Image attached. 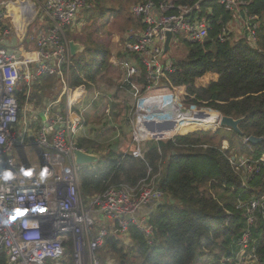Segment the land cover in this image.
Returning <instances> with one entry per match:
<instances>
[{"label": "built area", "instance_id": "2783aa9c", "mask_svg": "<svg viewBox=\"0 0 264 264\" xmlns=\"http://www.w3.org/2000/svg\"><path fill=\"white\" fill-rule=\"evenodd\" d=\"M250 1L195 0L193 4H183L179 0L158 3L150 0L132 4L129 15L139 25L124 35L120 53L139 58L146 93L142 95L140 88L130 81L139 73L138 64L117 57H111L110 63L124 71L123 82L129 85L138 109L149 100L176 101L161 79L175 72L174 59L164 61V56L171 54L173 45L184 44L180 35L186 36V42L202 44L210 38L216 24L220 26L216 37L220 43L237 32L239 37L246 33L248 44L258 54L263 53L257 46L256 18L246 10ZM213 4L230 13L232 20L223 26L220 17L215 16ZM88 8L86 0H0V254L5 256V264H112L110 260L100 259L105 238L124 239L131 226L148 238L151 230L144 210L165 202L158 189L145 183L136 188L109 187L85 201L81 196L79 171L83 166L76 165L75 153L90 154L76 145L87 103L83 102L86 95L81 97L79 89L70 85L72 57L66 31L72 29L75 16ZM36 19L46 21L48 29L39 33L36 49L21 53L22 42L26 41L28 46L34 40L28 38L27 32ZM167 33L171 34L170 52L163 54ZM48 76L56 84L49 89L51 96L36 106L30 101L32 86ZM22 85L27 90L20 104L15 94ZM73 94L78 95L75 106L70 104ZM158 107L154 109H162L166 115L165 119L160 117L162 130L170 123L175 125L174 132L191 125L203 130L220 129L221 115L212 113L216 115L215 125L204 117L208 111L185 109L191 116L177 120L179 113L175 115L165 102L163 108ZM140 110L143 112L138 114L137 122H132L135 143L143 139L138 133L144 135L148 128L154 135L167 133L149 127L150 112ZM223 143L222 150L227 151V144L223 146ZM134 156L139 157V150ZM240 160L233 166L246 189L257 171L246 167V160ZM259 161L264 162V155ZM237 162L244 167H238ZM241 208H246L244 218L252 226L257 213L264 218V197L252 198L237 207ZM248 238L245 232L238 243L237 264L250 259L261 262Z\"/></svg>", "mask_w": 264, "mask_h": 264}, {"label": "trees", "instance_id": "16d2710c", "mask_svg": "<svg viewBox=\"0 0 264 264\" xmlns=\"http://www.w3.org/2000/svg\"><path fill=\"white\" fill-rule=\"evenodd\" d=\"M132 1L86 0L91 9L83 11L86 29L83 41L78 42L84 51L75 65L70 60L71 87L90 91L100 83L111 85L112 73L121 70L116 98L129 99L126 95L129 85L123 82L124 71L110 63L108 43L112 33L102 32L98 19L104 15H107L106 20L119 19L128 14L126 21L130 29L138 27L139 22L129 15ZM152 1L158 3L160 0ZM194 1L179 0L183 4ZM213 7L223 26L232 20V15L222 7L216 4ZM246 10L256 18L259 26L257 46L263 53L258 54L248 44L246 33L239 37L237 32L220 43L216 39L220 26L215 24L206 42H184L182 58H173L175 72L161 79L162 85L175 95L176 105L193 112L208 111L240 120V135L222 128L211 132V129L191 125L180 127L176 136L166 141L143 137L138 146L132 140L129 127V137L126 136L121 147L116 149L102 147L86 137L76 139L78 148L98 158L97 163L83 166L79 171L84 201L109 187L136 188L140 183L155 187L165 199L164 203L144 211L151 230L148 238L133 226L128 229L130 245H125L119 236H107L100 252L102 261L110 260L112 264H205L207 253L209 256L214 251L218 253L220 247L223 260L214 255L212 262L237 264L238 243L246 232L250 246L256 248L263 263L264 218L257 213L255 223L248 225L244 218L246 208L237 209L235 203L246 204L252 198L264 197V162L259 161L264 155V0H251ZM116 57L138 64L139 73L130 81L144 95L146 82L139 58L128 53H119ZM52 81V77H42L32 86L30 101L33 104H42L46 91L53 86ZM26 90L22 85L15 94L20 104L24 102ZM99 102L92 105L95 111ZM126 123L130 126L129 120L126 119ZM250 136L262 141L244 143ZM223 141L228 143V151L221 150ZM137 150L139 157L134 156ZM237 158L257 164L258 171L246 189L233 166ZM217 191L221 194L217 195ZM226 194L232 197L231 203L224 199ZM201 254H205V258L200 257ZM5 262V256L0 254V264Z\"/></svg>", "mask_w": 264, "mask_h": 264}, {"label": "rangeland", "instance_id": "374dc122", "mask_svg": "<svg viewBox=\"0 0 264 264\" xmlns=\"http://www.w3.org/2000/svg\"><path fill=\"white\" fill-rule=\"evenodd\" d=\"M136 2H137L136 0L132 1L131 5L136 3ZM88 9H91V7ZM83 11H80V13H78L75 16L72 29H68L66 31V37L69 41H75V42L83 41V36L85 33V29H86L83 25V23L85 22V19L83 17ZM106 18H107V15H104L98 19V23L101 25L99 27H100V30L104 33H105V31H110L112 33V36H111L110 41L108 43V46H109V49L111 51V57H116V55L121 52V44H122V40L124 39V35L129 34L131 31L130 23H128L126 21L129 17H128V14H126V16H122L119 19L109 18V20H106ZM14 21H17V20H14ZM105 21H107V26L105 25ZM11 27L12 26L10 24H8V29L9 30L11 29V33H13V29ZM47 29H48V24L46 21H41L40 19H36L35 22L32 23L28 27V32H27L28 38L33 37L34 40L28 46L26 45V41H23L22 45L19 47V51L21 53H24V52H27L29 50L36 49L37 48L36 47V45H37L36 40L39 37V33L40 32L45 33L47 31ZM120 32H122V33H120ZM118 34H120V35H118ZM179 38H180V41L182 43L187 41V38L184 35H180ZM184 47L185 46L183 44H181L179 46L173 45L172 50H171V54H170L171 57L169 54L165 55L164 61H167L168 59H171V58H174V59L182 58V55L185 52ZM81 56H82V54L81 55L78 54V55L72 57L71 58V64L75 65L76 63H78L81 59ZM121 74H122L121 70H117V71H114V73H112L111 85L100 83L99 85H97L98 87L96 89H92L90 91H87L83 88L79 89V95L81 97L86 95L83 102L87 103V113L85 112L86 113L85 116L88 115L87 118H85V116H84L85 122H84V125L82 126L81 130L79 131V135L82 137H86L87 139L94 140L95 143H97L98 145H100L102 147L110 146L112 149H116V148H118V146L121 147L125 137L126 136L129 137V132H128L129 127H131V136H132V130H133L132 122H134V123L137 122L138 114H142V112H143L140 109H138L137 101L132 97V95L130 94L129 91L126 92V95L129 97V99L122 100V99L116 98L117 85L119 84V82H121V79H122ZM69 79H70V77H69ZM52 82H53V85L56 84L55 79H53ZM158 92L161 93L162 89H161V91H158ZM51 94L52 93L49 90H47L46 96H44V98H49L51 96ZM150 94H154V93H150ZM77 101H78V95L73 94L70 97L71 106H75L77 104ZM98 101H100V103L98 104L99 107L96 108L97 110L95 111V109H93L92 105H94V103H98ZM165 101H167V100H165ZM168 101H171V100L168 99ZM149 102H160L161 103V102H163V99L149 100V101H145L144 103H149ZM144 103H142V104H144ZM133 107H134V110H133ZM156 110L153 109L150 112V116H151L150 120L151 121L148 120V122L150 124L149 127L156 129V130H161L160 132H162L163 131L161 129L162 127H161V125H159L160 121H161L160 117H162V119H165L166 115L162 109H156ZM195 116L199 117L200 115H195ZM126 119L129 120L130 126H128V124L126 123ZM144 120H146V119H144ZM172 126H173V124H168L165 127V130H167L165 132H167V133L155 134V135L153 133H149L150 128H148L146 131V133L148 135H145L146 133L143 135L142 132H139L138 137L141 139L142 137L145 136V138L150 137V138H153L155 140L159 139L161 141H166L167 139L173 138L177 134L176 131L174 132V128H171ZM134 127L136 128V125H134ZM173 127H175V125ZM217 128L218 127H216L215 130H212L211 132L216 131ZM140 142L138 144L136 143V145L138 146L140 144ZM223 142H226V141H223ZM226 144H227V142H226ZM227 147H228V145H227ZM221 150H222V146H221ZM238 159H241L240 161L246 160L247 161L246 167L250 166L254 171H258V169L254 168V164L252 162H250V160L245 159V158H237V160ZM237 166L238 167H244V164L239 165V162H237ZM241 183H242V185L244 184L246 186L244 181H242ZM220 194H221V192L217 191V195H220ZM231 198L232 197H228L227 194L224 197L225 200L227 199V203L232 202ZM235 203L237 204V207L238 206L242 207V205H243L240 201H237ZM123 240L125 241L124 242L125 245L131 244V242L127 236H124ZM215 253H217V252L214 251L213 254L210 253L211 254L210 256L207 253V258L204 261V263L205 264H207V263L208 264H220L219 262L218 263H215V261L212 262V259H213L212 256L217 255L216 257H218V259L222 258L221 259V261H222L223 257L221 256V254L223 253V251L219 247L218 253L217 254H215ZM201 256H204L203 258H205V254H201L200 257ZM244 264H264V261L262 263V262L253 261V259H250V260L246 261Z\"/></svg>", "mask_w": 264, "mask_h": 264}, {"label": "water", "instance_id": "95a60500", "mask_svg": "<svg viewBox=\"0 0 264 264\" xmlns=\"http://www.w3.org/2000/svg\"><path fill=\"white\" fill-rule=\"evenodd\" d=\"M170 40H171V34L167 33L166 41H165L164 48H163V54L170 52V47H169ZM68 46H69L71 57H74L78 54H82L84 51V47L78 42L69 41ZM180 112H184L185 114H190V112L185 109L181 110ZM39 116L41 119H43L42 114H40ZM239 123H240V120H234L232 118H227V117H221L220 122H219L220 128L228 130V131H233L237 133L238 135H240L241 133L238 128ZM261 141H262L261 138H255L253 136H250L246 139V143L248 144H258ZM97 162H98V158L95 155L85 154L83 152L75 153V163L78 166L92 165Z\"/></svg>", "mask_w": 264, "mask_h": 264}, {"label": "bare ground", "instance_id": "6f19581e", "mask_svg": "<svg viewBox=\"0 0 264 264\" xmlns=\"http://www.w3.org/2000/svg\"><path fill=\"white\" fill-rule=\"evenodd\" d=\"M164 102H165V104H166V107L167 108H169L171 111H173L174 113H175V115H176V113H179V115L176 117L177 118V120L178 119H188L191 115L190 114H185L184 112H180L179 110H178V106H176L175 104V102L174 101H163V102H149V103H144V104H141L140 106H139V109H143L144 111H147V112H151L154 108H156V107H158V106H160V107H162L163 108V104H164ZM160 107H158V108H160ZM157 111V110H156ZM159 112V111H158ZM214 116H215V118H214ZM157 117V116H156ZM160 117V116H159ZM205 118H207L211 123H215V124H217L216 123V121H217V119H216V115H213V114H207V115H205L204 116ZM159 122V121H158ZM161 122V121H160ZM171 124V123H170ZM171 128H174L173 126L171 127ZM163 131H167V130H165V128L163 129Z\"/></svg>", "mask_w": 264, "mask_h": 264}, {"label": "crops", "instance_id": "0c3cea01", "mask_svg": "<svg viewBox=\"0 0 264 264\" xmlns=\"http://www.w3.org/2000/svg\"><path fill=\"white\" fill-rule=\"evenodd\" d=\"M100 103V102H99ZM228 131V130H227ZM227 145H228V143H227ZM223 146H226V142L225 143H223ZM229 147V146H228ZM144 211H147V210H144Z\"/></svg>", "mask_w": 264, "mask_h": 264}]
</instances>
